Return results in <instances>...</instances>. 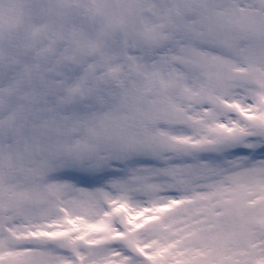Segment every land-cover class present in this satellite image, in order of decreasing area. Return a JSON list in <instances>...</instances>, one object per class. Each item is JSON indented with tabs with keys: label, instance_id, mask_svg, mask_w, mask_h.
Instances as JSON below:
<instances>
[{
	"label": "snow or ice",
	"instance_id": "obj_1",
	"mask_svg": "<svg viewBox=\"0 0 264 264\" xmlns=\"http://www.w3.org/2000/svg\"><path fill=\"white\" fill-rule=\"evenodd\" d=\"M0 264H264V0H0Z\"/></svg>",
	"mask_w": 264,
	"mask_h": 264
}]
</instances>
